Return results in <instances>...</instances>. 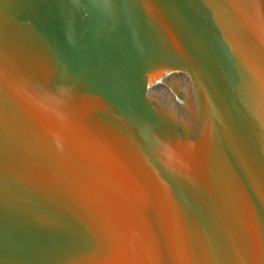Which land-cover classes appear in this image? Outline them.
Wrapping results in <instances>:
<instances>
[{"label":"water","instance_id":"1","mask_svg":"<svg viewBox=\"0 0 264 264\" xmlns=\"http://www.w3.org/2000/svg\"><path fill=\"white\" fill-rule=\"evenodd\" d=\"M0 264H264V0H0Z\"/></svg>","mask_w":264,"mask_h":264}]
</instances>
